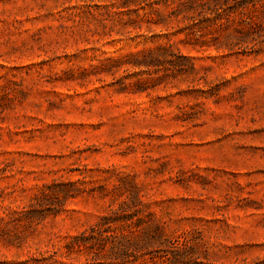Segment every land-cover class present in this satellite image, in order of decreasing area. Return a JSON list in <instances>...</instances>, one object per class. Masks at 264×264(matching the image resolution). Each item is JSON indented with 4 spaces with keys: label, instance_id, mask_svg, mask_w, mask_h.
Returning <instances> with one entry per match:
<instances>
[{
    "label": "rangeland",
    "instance_id": "1",
    "mask_svg": "<svg viewBox=\"0 0 264 264\" xmlns=\"http://www.w3.org/2000/svg\"><path fill=\"white\" fill-rule=\"evenodd\" d=\"M115 213L118 264H264V5L0 0V264Z\"/></svg>",
    "mask_w": 264,
    "mask_h": 264
},
{
    "label": "trees",
    "instance_id": "2",
    "mask_svg": "<svg viewBox=\"0 0 264 264\" xmlns=\"http://www.w3.org/2000/svg\"><path fill=\"white\" fill-rule=\"evenodd\" d=\"M230 1H234L236 6L241 8H246L248 4L252 6H257L259 4L264 5V0H225V2L227 3H229ZM53 190L54 189L51 188V192L53 195L62 194L64 197L73 196L67 193H63L64 191H61L60 193V190ZM117 216L118 213H115L111 216H103L97 226L95 228H91L90 233L83 232L73 238L65 246L66 256L69 257L73 254L91 251L96 254V257H105L110 260V264H118L116 261L120 258L118 256L120 255L119 250L121 249L118 248V245L116 243L117 239H119V235L113 228V226L117 222H119V220H117L116 218ZM108 243L112 245H108ZM58 263V261H55V264Z\"/></svg>",
    "mask_w": 264,
    "mask_h": 264
}]
</instances>
